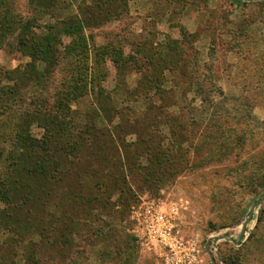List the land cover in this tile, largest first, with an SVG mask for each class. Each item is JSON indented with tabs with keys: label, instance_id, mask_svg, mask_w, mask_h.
Returning a JSON list of instances; mask_svg holds the SVG:
<instances>
[{
	"label": "rangeland",
	"instance_id": "1",
	"mask_svg": "<svg viewBox=\"0 0 264 264\" xmlns=\"http://www.w3.org/2000/svg\"><path fill=\"white\" fill-rule=\"evenodd\" d=\"M2 1L6 0H0V4ZM7 1L12 2V20L18 22V18L25 23L35 18V25L42 27H57L59 18L87 19L88 8L95 3L56 0V16H42L41 12L34 13L32 0ZM116 5L106 8L111 14L107 16L104 11L103 19H107L101 21L98 29L91 27L85 33L93 48L91 57L97 48L109 43L131 55L139 44H147L148 49H165L167 44L178 41L183 53L176 71L165 72L163 77L167 81L168 106L176 103L168 113L180 118L175 130L190 139L182 144L187 161L175 168L182 171L177 178L146 185L132 177L128 187L136 195L156 199L166 210L175 209L174 223L192 253L188 264H264V0H129L126 7ZM92 10L98 13L96 8ZM38 33L46 31L41 29ZM14 41V36H9L3 43L0 70L17 78L32 60L17 51ZM62 41L69 45L73 39L62 37ZM63 56L49 81L47 107L58 103L60 98L56 95L69 91L73 60ZM129 69L120 75L107 58L104 71H97L95 87L105 90L107 106L125 112L132 109L139 115L146 111L149 102H126L125 89H134L141 79ZM3 85L13 88L15 81L7 80ZM28 85L35 87L31 81ZM16 86L23 96L18 107L26 103L30 107L35 97L28 90H21L20 82ZM96 93L94 90L71 103L76 112L73 127L82 128L87 113L97 104L100 106ZM153 95L159 104L156 93ZM14 99L7 102L10 108ZM106 115L114 117L113 111ZM99 123L105 124L103 120ZM4 133L10 151L14 137L10 126ZM30 133L43 138L45 130L36 123ZM162 133L169 136L171 130L165 127ZM135 139L129 138V142ZM168 144L165 148H170ZM144 189L149 192L141 194ZM63 192L64 188L58 186L57 193ZM119 197L114 194L108 210L98 209L82 218L80 236L68 235L72 243L66 252L61 251L60 234L54 231L41 254L34 256L30 255L33 248L25 252V247L40 243V237L27 233L24 239L15 234L10 228L16 225L20 231V225L5 217L7 207L1 203L0 220L10 230L0 229L1 264H27L26 255L39 264H63L64 255L68 259L64 264H168L138 244L132 214L138 203L131 200V206L125 208L117 204ZM57 201L54 196L51 204ZM51 211L55 214L57 208L53 206ZM16 212L20 214L19 209Z\"/></svg>",
	"mask_w": 264,
	"mask_h": 264
},
{
	"label": "trees",
	"instance_id": "2",
	"mask_svg": "<svg viewBox=\"0 0 264 264\" xmlns=\"http://www.w3.org/2000/svg\"><path fill=\"white\" fill-rule=\"evenodd\" d=\"M128 1L95 0L93 8H88L87 19L58 17L57 27L35 25V18L25 23L18 18V22L14 21L11 17L12 2L6 0L0 4V50L6 38L14 36L17 51L32 60L19 71L21 76L17 78L0 70V204L7 207L5 217L20 225V231L16 225L10 228L15 234L24 239L23 235L27 233L40 237V243L25 247V252L33 248L32 256L41 254L54 231L60 234L61 251L66 252V247L72 243L68 235L80 236L78 228L82 218L98 209L108 210L114 194L120 195L117 204L122 207L129 208L131 200L139 203L140 195L128 187L129 178L146 185L162 183L168 178H177L182 171L175 168L187 161L182 153V144L189 143L190 139L175 130L180 125V118L168 113L176 103L168 106L167 81L163 77L165 72L176 71L177 60L183 53L179 42L167 44L165 49L155 46L148 49L147 44L137 43L138 48L131 55H127L124 48L109 43L97 48L94 58L91 57L93 48L88 45L86 31L91 27L98 29L101 21L107 19H103L104 11L107 16L111 12L106 8L113 4L126 7ZM32 4L34 13L41 12L42 16H52L59 8L56 0H32ZM95 8L97 14L92 10ZM83 12L81 10V14ZM37 20L39 22L40 19ZM19 24L20 27H15ZM41 29L46 33H38ZM62 37L73 41L64 45ZM63 54L73 60L69 91L56 95L60 98L58 103L47 107L49 81L60 66ZM107 58L120 75L131 67L129 72L141 75L137 86L132 90L125 89L124 93L127 103L149 102L144 113L138 115L132 109L125 112L116 106L112 109L106 105L105 100L109 98L105 96V90L95 87V84L97 71L99 74L103 70ZM11 79L15 81V87L3 85ZM30 81L35 87L28 85ZM19 82L21 90H28L35 97L30 107L27 103L18 107L23 102L16 86ZM94 90L101 104L87 113L85 125L77 129L72 126L76 112L72 110L71 103ZM153 92L159 98V104L156 98H152ZM12 98L15 99L13 108H10L7 102ZM112 111L114 117H107L106 114ZM11 118L13 121H9ZM99 120L105 122L104 126H100ZM36 123L45 130L43 138L30 133ZM8 126L14 136L10 141V151L6 147L8 139L4 133ZM165 127L171 130L169 136L162 133ZM133 137L136 139L129 142ZM166 142L170 148H165ZM58 186L64 188L62 195L57 193ZM141 192H149V189ZM54 196L58 201L51 204ZM53 206L57 208L55 214L51 211ZM15 209H19V215ZM5 225L0 220V229H6ZM30 255L24 258L27 264H39ZM65 256L61 258L63 264L68 261ZM2 258L0 256V264Z\"/></svg>",
	"mask_w": 264,
	"mask_h": 264
},
{
	"label": "built area",
	"instance_id": "3",
	"mask_svg": "<svg viewBox=\"0 0 264 264\" xmlns=\"http://www.w3.org/2000/svg\"><path fill=\"white\" fill-rule=\"evenodd\" d=\"M132 214L134 236L145 251L155 253L168 264L189 263L191 249L174 223L173 207L166 210L156 199L144 195Z\"/></svg>",
	"mask_w": 264,
	"mask_h": 264
},
{
	"label": "water",
	"instance_id": "4",
	"mask_svg": "<svg viewBox=\"0 0 264 264\" xmlns=\"http://www.w3.org/2000/svg\"><path fill=\"white\" fill-rule=\"evenodd\" d=\"M254 212V211H253Z\"/></svg>",
	"mask_w": 264,
	"mask_h": 264
}]
</instances>
